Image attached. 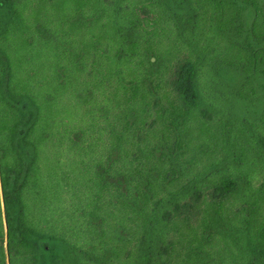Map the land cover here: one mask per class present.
Wrapping results in <instances>:
<instances>
[{"label": "trees", "instance_id": "16d2710c", "mask_svg": "<svg viewBox=\"0 0 264 264\" xmlns=\"http://www.w3.org/2000/svg\"><path fill=\"white\" fill-rule=\"evenodd\" d=\"M25 1L0 0V264H264V0ZM56 132L74 211L41 222Z\"/></svg>", "mask_w": 264, "mask_h": 264}, {"label": "rangeland", "instance_id": "374dc122", "mask_svg": "<svg viewBox=\"0 0 264 264\" xmlns=\"http://www.w3.org/2000/svg\"><path fill=\"white\" fill-rule=\"evenodd\" d=\"M25 2L29 8V18L33 24L39 23L44 17L52 18L57 22L56 19L64 16V13H59L55 7L61 4L59 0H26ZM69 13L70 9H67V14ZM36 58L41 59L42 55ZM42 60H45L48 65L52 63L50 57H44ZM181 64H178L175 73L169 79L171 89L176 94L177 91L183 90L185 85L179 68ZM23 74L26 75V72ZM43 75L41 70L38 71L36 80L39 81ZM68 96L71 97L70 95ZM58 104H60L63 121H67L70 118L69 121H73L76 124L81 122L82 118H80L78 113L82 112V109L78 104L74 105L70 99L61 100V103L58 101ZM60 127L62 129V126ZM56 136L57 132L56 135L50 138V142L42 151L41 176L39 183L31 191L32 198H29L28 201L32 215L37 220H41V222L44 220L66 222L67 219L70 221L71 214L74 211L75 201L71 199V192L72 188H75L78 169H80L78 165L79 157L72 154L71 151H67L64 147L58 148L59 137ZM67 175H69L68 178ZM201 200L202 197L191 200L177 210V215L179 217H190L193 222H196L200 213L198 205Z\"/></svg>", "mask_w": 264, "mask_h": 264}]
</instances>
